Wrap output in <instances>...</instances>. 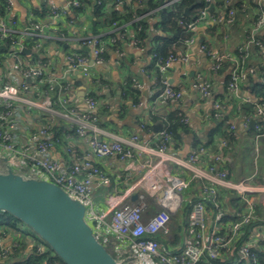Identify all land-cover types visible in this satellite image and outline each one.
Segmentation results:
<instances>
[{
  "label": "built area",
  "instance_id": "1",
  "mask_svg": "<svg viewBox=\"0 0 264 264\" xmlns=\"http://www.w3.org/2000/svg\"><path fill=\"white\" fill-rule=\"evenodd\" d=\"M205 1L212 3L214 0ZM223 1L230 5V0ZM258 5L263 7L264 0H258ZM11 6L12 0H4L7 13ZM82 6L80 0H69L61 10L52 5L46 16L48 20L36 19L31 13L30 22L24 29L18 27L15 19L0 15V47L3 46L0 49V156H6L22 174L41 175L84 202L87 220L95 226L97 239L116 260L128 259L131 261L128 264H260L259 247L246 238L252 225L261 224L257 209L264 206V180H259L257 174L233 180L222 167L223 153L213 152L204 145L185 158L174 160L181 170L174 174L170 167L173 158L168 154L173 138L163 127L153 145L142 143L137 135L131 138V142L139 143L140 152L147 156V162H138L135 151L124 146L122 140L107 141L100 137L98 104L91 93L85 95L83 111L75 107L67 81L69 74L80 72L84 78H90V64H101L105 46L116 47L119 43V38L112 35L107 39L98 34L88 35L81 40V47L87 48L88 52L68 54V69L57 75L55 60L42 55L44 45L41 41L50 39L47 33L59 26V16ZM205 16L207 11H201L200 18ZM235 16L236 11L231 9L213 20L233 25ZM196 22L179 21L187 30H191ZM263 25L264 12L257 19L255 31ZM56 39L64 41L65 37L59 35ZM139 43L137 40L136 44ZM185 43L189 46L194 40L188 38ZM253 47L264 56V45L254 34L239 48L237 56L218 55L201 48L212 60L211 71L215 73L226 60L232 61L227 88L236 99H239L240 84L251 76L259 75L264 82V61H261L260 68L249 63ZM24 49H29L30 54H24ZM175 59L171 54L159 60L161 71H165ZM133 85L142 87L137 80H133ZM192 87L202 99L211 98V84L202 75L196 77ZM163 94L174 101L182 98L181 92L166 83ZM228 108L226 102H215V119L221 120ZM241 108V104L235 106L237 112ZM253 109L254 113L246 117L244 127L248 130L251 122H256L253 140L257 160L264 143V100L255 103ZM63 119L71 124L73 132L64 140V151L72 157L69 165L54 156L56 142L60 141L54 130L57 122ZM162 120L167 122L166 117ZM181 122L187 124L188 120L183 118ZM146 125L143 123L141 128ZM235 129L232 124L230 131ZM80 136L84 137L89 150L82 151L79 147ZM221 147L229 148L228 141H222ZM115 158L124 164L127 176L122 178L119 188L103 195L100 203L105 209H99L94 185H103L107 175L99 167L98 160ZM3 167L4 162L0 161V168ZM184 171L189 173L188 177ZM195 182L199 183L198 194L186 214L183 243L172 248L158 236H165L169 243H175L176 239L171 235L174 217L183 206V193ZM227 195H233L240 206L228 209L224 205ZM134 196H137L135 200ZM107 218H110L109 224ZM263 242L264 237L258 244ZM37 247L39 253L45 250L41 242ZM18 248L14 242L6 245L0 233V261H7Z\"/></svg>",
  "mask_w": 264,
  "mask_h": 264
},
{
  "label": "crops",
  "instance_id": "2",
  "mask_svg": "<svg viewBox=\"0 0 264 264\" xmlns=\"http://www.w3.org/2000/svg\"><path fill=\"white\" fill-rule=\"evenodd\" d=\"M68 1L12 0L11 10L7 13L4 0H0V9L5 11L2 16L15 19L18 27L24 29L30 22L31 13L35 14L36 19L48 20L45 15L49 14L52 5L61 10ZM140 1L112 0L107 4L106 9L110 15L116 14L120 17V21L114 22L116 24L113 23L110 27L102 24L97 30H95L97 18L93 14L92 5H86L78 15L75 10L69 9L65 16L58 17L59 26L47 33L50 39L41 41L44 45L42 55H49L55 60V73L61 75L68 69L66 60L68 54L88 52L87 48L81 47L83 38L90 34H98L106 39L111 35L119 38L116 47L111 44L105 46L101 64H90V78H84L80 72L69 74L67 77L75 107L83 111L85 95L91 93L98 104L99 128L102 132L100 137L107 141L122 140L124 146L135 151L138 162L141 163L147 162V156L140 152L139 143L131 142V138L137 135L142 143L153 145L158 140L160 131L155 130L156 126L162 128V118H168L169 115L177 112L181 120L186 118L188 123L184 124L185 128L178 129L177 135L169 144L168 154L173 158L170 167L172 164L176 165L174 160L183 159L190 152L204 145L213 152L223 153L222 167L233 180L253 174H257L259 180H264V143L261 144L259 157L255 160L253 140L255 131L254 128L250 127L246 130L244 127L246 117L249 113H254V104L263 100L258 95V87L264 82L259 75L251 76L247 82L240 84L239 99H236L229 94L227 88L232 61L226 60L220 71L215 73L211 71L212 60L201 50L205 47L218 55L237 56L239 48L245 45L253 34L264 45V25L255 31V24L260 14L264 12V6L260 7L258 0H230V4L237 5L236 22L234 25H227L213 20L228 11V5L223 0H214L213 11H208L207 16L201 17L188 31L189 38H192L194 43L188 46L185 40L179 37L172 45L175 61L165 71H161L158 66L159 60H164L171 54L163 58L156 55L158 44L156 45L152 40L148 41L146 47L140 43L136 44L137 32L134 22L138 18L135 17V11L139 9ZM172 4L174 2H169L164 7H171ZM45 10L47 12L44 15L42 12ZM128 11H132L133 14L131 19L126 20ZM108 19L110 21V17ZM147 20L150 27L149 38L155 37L156 20L149 17ZM59 35H63L65 40L56 39ZM263 57L259 49L253 47L249 63L260 68L261 61H264ZM199 74L211 84L210 99H202L199 92L192 87ZM133 80H137L142 87H134ZM165 83L182 93L181 100L174 101L163 94ZM220 101L228 103L229 108L224 117L217 120L214 117L213 105ZM237 104L242 106L239 112L235 110ZM143 123L147 124L144 129L141 128ZM232 124L236 126L233 132L230 131ZM71 130V124L64 119L57 122L54 130L55 135L60 139L56 142L54 156L68 165L72 157L65 153L64 148L66 135L73 134ZM227 134L231 136L227 137ZM224 140L228 141L229 148L221 147ZM78 145L83 149L82 151L89 150L83 136L78 137ZM75 149L78 151L74 146ZM98 165L107 175V181L103 185H94V196L100 203L103 195L119 188L120 181L127 175L123 170L124 164L116 158L98 160ZM172 172L174 173L173 168ZM233 197L227 195L224 199V205L228 209L234 208L230 201L234 199ZM98 208L105 209V205L100 203ZM257 214L261 217V224L252 225L246 238L254 246L259 247L257 249L260 252H264V242L258 244L264 237V206L258 207ZM0 233L3 234L6 245L10 242L17 243L25 256L33 254L34 250L38 252L37 246L41 241L33 232L30 234L20 227L14 230L0 228ZM15 234H18V238L14 237ZM44 247L43 252L50 250L47 245ZM2 263L4 262L0 261V264Z\"/></svg>",
  "mask_w": 264,
  "mask_h": 264
},
{
  "label": "water",
  "instance_id": "3",
  "mask_svg": "<svg viewBox=\"0 0 264 264\" xmlns=\"http://www.w3.org/2000/svg\"><path fill=\"white\" fill-rule=\"evenodd\" d=\"M190 9L186 8L184 13L189 15ZM23 53L30 54V50L24 49ZM255 123L251 122L250 127L254 128ZM160 129L161 126L155 128ZM0 161L4 162V167L0 168V211L26 226L64 264L131 262L116 260L99 242L94 227L87 220L84 202L41 175L22 174L6 156H0ZM136 198L134 196L133 200Z\"/></svg>",
  "mask_w": 264,
  "mask_h": 264
},
{
  "label": "trees",
  "instance_id": "4",
  "mask_svg": "<svg viewBox=\"0 0 264 264\" xmlns=\"http://www.w3.org/2000/svg\"><path fill=\"white\" fill-rule=\"evenodd\" d=\"M82 2V7L75 10L76 15L82 12L86 5L93 6V14L97 18L95 22V30L98 29V26L105 24L107 26H111L114 22L120 21V17L116 14H109V11L106 9L108 3L112 0H80ZM98 1L101 4L98 6ZM115 1V0H114ZM176 1V2H175ZM169 2H174L171 7L165 8V4ZM237 5L230 4L228 5V11L234 9L237 13L236 7ZM139 9L135 11V17L138 18L137 21L134 22V28L137 32V40H139L140 45L146 47L149 40H152L156 45L158 44L155 54L159 57H166L169 54L173 53L172 45L175 41L180 37L183 40H187L189 38V34L186 27L180 24L179 21H183L185 23L197 21L200 18L201 11L206 10L213 11L212 3L206 2L205 0H141L138 5ZM239 7V6H238ZM186 8H191L189 11V15L184 14V10ZM126 9V7H125ZM47 10L43 11L42 14H46ZM5 11H1L0 15H4ZM132 11H128L127 16H125L126 20L132 18ZM149 14V15H148ZM37 15V14H36ZM40 15V14H39ZM47 14L45 15V17ZM110 17V21L109 18ZM148 17L156 20L154 24V28L157 31L155 37L149 38V22ZM236 22V17H235ZM238 23V22H237ZM236 23V24H237ZM235 24V23H234ZM233 24V25H234ZM152 43V42H151ZM160 44V45H159ZM85 53V52H81ZM258 95L260 98L264 100V83L258 87ZM163 128H166L169 133H171L172 138L177 135V131L180 127L185 128L184 124L181 122V117L179 114L173 113L169 115L167 118V122L163 123ZM57 129V128H56ZM231 135L227 134V137ZM199 185L198 182H195L193 185ZM192 185V186H193ZM195 198L197 197L198 190H195ZM231 204L234 208L240 206V202L234 199L230 200ZM189 208V207H188ZM188 208L183 212L182 217L173 224V231L180 232L181 228H184L183 222L184 217ZM1 212V211H0ZM2 217L6 220V225L11 228H14L12 221L19 222L17 219L11 217L7 213L1 212ZM21 223V222H19ZM40 240V238H39ZM41 241V240H40ZM42 242V241H41ZM166 243V242H164ZM175 243H177L175 241ZM45 245V244H44ZM35 252L29 256H25L22 254L21 250L18 248L13 253L10 254V257L7 261L2 264H64L60 258L53 253L51 250L45 252ZM259 263L264 264V252H258Z\"/></svg>",
  "mask_w": 264,
  "mask_h": 264
},
{
  "label": "rangeland",
  "instance_id": "5",
  "mask_svg": "<svg viewBox=\"0 0 264 264\" xmlns=\"http://www.w3.org/2000/svg\"><path fill=\"white\" fill-rule=\"evenodd\" d=\"M171 167L173 168V171H174L175 174H177V172H179V171L181 172V170L176 165L172 164ZM183 173H184V175H186V177L189 176V173L187 171H184ZM195 190L197 191V185L196 184L193 185L188 191H186V192L183 193L184 203H183V206L180 209L178 215L174 217V223H175V221L177 222L182 217L183 212L188 207H189L188 210L190 209V203L195 199V194H196L195 193ZM186 214H187V212H186ZM2 215H4V214H2L0 212V228L14 230V229H18V228L22 227L27 232H29L31 234V231L26 226H24L23 224H21L19 222H16V221H12L11 220L12 224L14 225V228L9 227L8 225H6V220H5L4 217H2ZM185 218H186V215L184 217L183 226L185 224ZM106 223L107 224L110 223V218H107L106 219ZM171 235L176 239V242L177 243H174V244L169 243L168 242V239L165 236H162V235H159L158 236V239L160 241H162V242H166L167 244H170L172 248H177L178 246H181L182 243H183V228H181L180 232H174L173 229H172ZM14 237H17L18 238V234L17 235L15 234ZM226 264H231V263L229 262V263H226Z\"/></svg>",
  "mask_w": 264,
  "mask_h": 264
},
{
  "label": "bare ground",
  "instance_id": "6",
  "mask_svg": "<svg viewBox=\"0 0 264 264\" xmlns=\"http://www.w3.org/2000/svg\"><path fill=\"white\" fill-rule=\"evenodd\" d=\"M98 6H99V5H98ZM48 10H49V9H48ZM120 52H121V51H120ZM156 57H157V56H156ZM156 57H155V58H156ZM209 58H210V57H209ZM258 77H259V76H258ZM254 78H255V77H254ZM158 79H159V78H158ZM159 81H160V80H159ZM161 87H162V86H161ZM162 88H163V87H162ZM183 116H184V115H183ZM232 137H233V136H232Z\"/></svg>",
  "mask_w": 264,
  "mask_h": 264
}]
</instances>
